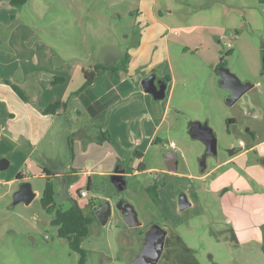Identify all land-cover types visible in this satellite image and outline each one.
<instances>
[{"label":"rangeland","instance_id":"374dc122","mask_svg":"<svg viewBox=\"0 0 264 264\" xmlns=\"http://www.w3.org/2000/svg\"><path fill=\"white\" fill-rule=\"evenodd\" d=\"M39 1L48 7L45 18L39 23L34 20L33 24L43 28L46 34L50 15L60 11L55 10L58 6L51 4L56 0ZM80 1L85 5L82 21L88 36L84 44L86 51L95 44L89 38L93 33L105 39L121 38L120 33L126 34L127 40L122 43L124 48L140 36L141 31L132 28V20L142 0H131L132 3L118 0V6H114L115 0ZM148 1L154 3L159 21L144 28V56L146 61L154 64L165 61L169 52L173 82H169L164 99L166 102L170 92L168 115L160 130V150L156 155L148 153L147 163L155 167L158 158L160 168L164 169L163 158L171 151L168 144L172 142L176 145L177 172L191 178L178 179L162 176L159 172L129 175L124 177L122 191L117 189L110 176H91L89 188L85 175L75 179L68 176L62 180L52 178L51 181L57 186L61 209H68L76 201L84 214L91 217L89 234L81 243L87 252L86 264H129L140 251L144 235L152 225L174 233L199 264H224L223 261L229 262L231 257L230 248L223 243L221 236L230 235L222 229L220 222L213 220L211 214L207 217V213L220 216V192L214 191L213 181L227 167L214 171L203 180L200 177L228 158L232 144H236L238 136H244L247 126L256 132L257 139L264 138V122L251 120V116L245 113L247 105H252L264 117V3L260 0ZM72 2L78 0L69 1ZM79 7L81 10L83 6ZM29 9L30 6L26 5L23 12L29 13ZM61 10L63 16L69 13L72 16V9ZM220 63L239 81L259 84V87L247 92L233 105H227L226 99L230 94L218 85L217 67ZM159 71L156 69L157 73ZM230 119L234 122L230 123ZM193 121L207 123L217 140V155L206 158L205 173L200 172L199 165L205 146L192 140L188 133L189 124ZM85 124L83 131L86 137L89 133L97 135V123ZM46 142L44 140L41 146ZM29 150L26 145L9 138L6 132L3 136L0 134V154H4L0 159L9 162L7 169L0 171V264H77L79 255L69 248L65 239L58 237L57 227L51 224L53 215L44 212L40 206L46 179L33 177V171L26 167L24 159L31 157ZM21 171L30 178L36 197L29 205L19 203L14 206L13 194L19 183L13 182ZM148 187L155 189L156 201L147 192ZM78 191H84L86 195L78 197ZM181 195L195 200L196 205L184 211L177 206L175 210L174 202H179ZM208 200H211L213 208L206 207ZM106 201L111 205V215L107 223L101 225L94 216V210ZM120 201L134 207L142 226L131 229L125 225L118 209ZM247 216L250 220L254 218L259 223L264 222L262 211L256 216L250 213ZM253 250L243 247L233 264H264V256L257 249ZM165 252L171 253L169 249ZM169 260L164 258L159 264H182Z\"/></svg>","mask_w":264,"mask_h":264},{"label":"crops","instance_id":"0c3cea01","mask_svg":"<svg viewBox=\"0 0 264 264\" xmlns=\"http://www.w3.org/2000/svg\"><path fill=\"white\" fill-rule=\"evenodd\" d=\"M57 1L51 4L58 6L55 10L62 15H50L45 34L43 28L33 24L34 20L39 23L45 18L48 6H43L42 1L27 0L25 6H30V12L24 13L25 6L14 8L10 0H0V134L3 136L6 132L9 138L29 147L31 157L24 161L33 171V177L46 178L44 170L60 180L85 175L87 185H91L93 175L110 178L118 175L124 179L129 175L159 172L162 176L191 178L177 170L169 172L165 162L164 169L160 168L158 158L155 167L147 163L148 153L156 155L160 150V130L168 115L170 92L166 102L163 100L154 106L151 96L141 89L140 82L151 72L159 77H169V82H173L169 52L165 61L154 64L146 61L144 56V28L159 21L154 3L142 0L139 4L132 28H138L141 34L128 48L122 46L127 40L126 34L120 33L121 38L105 39L93 33L89 38L95 44L86 51L84 44L88 36L82 21L84 3L80 0L72 3L69 1L74 0ZM123 1L132 3L131 0ZM118 2L115 0L114 6H118ZM79 5L83 6L81 10ZM63 8L72 9V16L70 13L63 16ZM126 53L129 60L122 68L121 61ZM95 66L119 70L117 73L100 71L91 86L74 95L85 82L84 71H93ZM156 69L160 71L157 73ZM54 79L63 81L53 84ZM11 85L18 88L24 98L15 93ZM257 87L259 84L253 85L252 90ZM56 102L64 106H59L53 114L43 113ZM245 113L251 116V120L264 122L260 110L252 105H247ZM85 123H97V135L89 133L86 137ZM246 128L249 129L248 135L236 138L228 158L200 177L203 180L214 171L227 167L213 181L214 191L220 192V216L207 213V217L211 214L230 235L221 236L223 243L230 248L231 257L229 262L223 261L224 264L236 263L235 257L243 247L257 249L264 256V222L250 220L247 216V213L256 216L260 211L264 212V138L257 139L256 132L249 126ZM103 134L108 139L105 140ZM44 140H47L46 145L41 146ZM56 145L59 148L53 149ZM168 147L176 151V145L172 148L168 144ZM39 152H42L41 156ZM137 153L141 158H135ZM0 155L3 157L4 154ZM138 162L144 164V171L126 172ZM18 174L21 180H10L11 183H31L23 171ZM187 200L190 208L196 203L191 198ZM206 202V207L213 208L211 200ZM178 203L174 202L175 210ZM166 238L156 264L164 258L170 259L169 262L199 264L193 253L169 229ZM166 249L171 253L167 254Z\"/></svg>","mask_w":264,"mask_h":264},{"label":"water","instance_id":"95a60500","mask_svg":"<svg viewBox=\"0 0 264 264\" xmlns=\"http://www.w3.org/2000/svg\"><path fill=\"white\" fill-rule=\"evenodd\" d=\"M264 73V66L263 72ZM218 85L220 88L227 91L230 96L226 99L227 105H233L241 97H243L247 91H249L253 84L250 82H241L239 79L230 72L227 67H219L217 69ZM143 92L149 94L153 102L157 105L162 102L166 97V90L168 81L163 79H156L155 73H150L144 77L140 82ZM189 136L192 140L199 141L205 146V152L200 160V172L204 173L207 166L205 164L208 156L217 155V140L213 130L207 123H201L199 121H193L189 124L188 130ZM164 162L169 172L175 173L177 170V154L174 151H169L164 156ZM9 165L8 160L0 159V171L7 169ZM111 181L117 186L119 191H122L125 187L124 179L121 176L114 175L111 177ZM36 197L35 192L32 189L30 182H22L19 184L18 190L13 194V205L23 203L29 205ZM190 203L185 195L179 197L178 207L180 211H184L189 208ZM118 209L123 217V221L128 228H138L142 226L138 218V214L134 207L124 201L118 203ZM111 215V205L108 201L101 204L94 210V216L101 225H105ZM145 239L142 242L140 251L130 261L129 264H156L161 251L164 247V239L166 237V231L161 230L158 225H152L149 231L144 235Z\"/></svg>","mask_w":264,"mask_h":264},{"label":"trees","instance_id":"16d2710c","mask_svg":"<svg viewBox=\"0 0 264 264\" xmlns=\"http://www.w3.org/2000/svg\"><path fill=\"white\" fill-rule=\"evenodd\" d=\"M27 0H10V5L15 8L22 7ZM260 2L264 3V0H260ZM129 60V55L126 53L124 55V58L122 59V68H124ZM219 67H225L222 63L219 64ZM216 68V69H217ZM118 68H106V67H100L95 66L93 71H84V78L85 82L83 86L74 93V95L81 93L82 91L86 90L91 84L94 82L96 74L100 71H110V72H118ZM166 80L169 82V77H166ZM62 79H54L53 84L62 82ZM9 84V83H8ZM13 91L17 93L21 98H24L22 93L18 88L11 85ZM154 106L157 105V103L153 102ZM64 104H61L59 102L51 104L49 107H47L43 113L44 114H53L55 110ZM230 123L233 122V119L229 120ZM105 140L108 139L107 135H104ZM136 159L141 158V154L137 153L135 155ZM134 162V161H133ZM145 170V166L143 163L138 162L134 166V168H127V173L132 172H142ZM46 174V183L40 198V206L44 212L47 214H52L53 218L51 220V224L55 227H57V235L60 238H63L67 241L69 248L76 252L79 255V260L77 264H86L87 261V252L81 247L82 241L88 236L89 234V226L91 224V217L84 214L83 210L79 207L78 203L74 201L73 205H71L68 209H61L59 207L58 198H57V186L53 184L51 181L52 177L50 172L47 170H44ZM16 179L20 181V175L18 174ZM57 179V178H55ZM90 185H87V188H89ZM147 192L153 195L154 201H156V194L154 195V188L148 187ZM78 197H80V191L77 192Z\"/></svg>","mask_w":264,"mask_h":264},{"label":"flooded vegetation","instance_id":"af4514ba","mask_svg":"<svg viewBox=\"0 0 264 264\" xmlns=\"http://www.w3.org/2000/svg\"><path fill=\"white\" fill-rule=\"evenodd\" d=\"M151 73H155V72H151ZM156 79H157V80H158V79L166 80V78H164V77H159L157 74H156ZM252 89H253V88H251L250 90H252ZM250 90H249V91H250ZM249 91H247V92H249ZM247 92H246V93H247ZM248 130H249V129H247V128L245 129L244 136H247V135H248V134H247V132H249ZM244 136H243V137H244ZM166 242H167V238L165 237V239H164V244H165ZM135 256H136V254H135ZM135 256H134V257H135Z\"/></svg>","mask_w":264,"mask_h":264},{"label":"built area","instance_id":"2783aa9c","mask_svg":"<svg viewBox=\"0 0 264 264\" xmlns=\"http://www.w3.org/2000/svg\"><path fill=\"white\" fill-rule=\"evenodd\" d=\"M169 146L173 148L174 147V144L173 143H170ZM85 195H86V192H84V191H81L80 192V197H84Z\"/></svg>","mask_w":264,"mask_h":264}]
</instances>
